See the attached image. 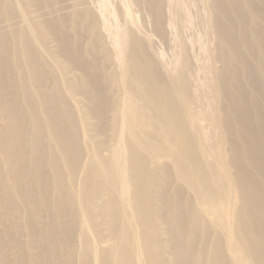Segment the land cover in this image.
<instances>
[{"label": "bare ground", "instance_id": "bare-ground-1", "mask_svg": "<svg viewBox=\"0 0 264 264\" xmlns=\"http://www.w3.org/2000/svg\"><path fill=\"white\" fill-rule=\"evenodd\" d=\"M248 1L241 0V6L252 16ZM11 2L0 0V7L10 11ZM57 2L41 7L43 10H38L34 18L32 15L35 38L31 37L27 27H17L18 15L0 21V222L10 215L13 198H20L29 205L46 206L47 178L56 188V215L72 214L75 198L69 197L67 204L71 208L65 209L64 203L59 202L64 166L72 180L81 178L80 199L89 219L95 221L94 209L99 216V210L104 206L107 212L103 219L111 239L117 234L121 239L123 229L118 228V222L125 217L112 196L115 193L108 192L105 187L108 184L104 186L102 177L105 175L102 176L96 167L95 156L103 164L120 161L119 150L115 151L113 144L120 139L122 125L131 210L142 231L141 242L147 263L162 264L165 260L163 250L168 248L170 260L180 259V264H195L199 254L209 262L213 259L212 264H225L227 256L219 239L210 247L203 246L197 255L193 253L201 237H207L210 230L217 229L210 228L202 213L185 199L184 189L174 184L178 180L171 176L167 165L155 169L149 166L145 141L151 138L147 131L151 124L165 134L172 146L182 182L199 200L202 199L209 211H214V194L199 163L193 135L180 117L172 93L162 92V81H159L155 64L149 57L143 64L130 58L133 61L128 63L125 84L131 108L128 107V116L123 119L122 109L114 98L118 89L113 80L114 73L108 67V51L103 45L102 52L97 48L92 50L94 42L102 44L95 13L87 7L85 0H74V11L65 15L63 8L57 9L60 4L55 6ZM133 2L135 4V0ZM160 2L149 0V4L156 6L153 13L157 10L153 16L154 29L163 35ZM233 3V0H212V11L220 46L235 54L233 42L236 36L228 30L232 26L227 21L228 9H235ZM46 34L55 39L59 57L64 61L63 67L57 66L64 78L65 90L56 75L59 73L51 70L58 67L48 65L47 59L48 64L39 56L41 47L49 53L41 43ZM88 35L93 39L88 46L82 47ZM100 53L106 58L105 65L98 62ZM46 54H43L44 58ZM232 58L233 55L229 57ZM49 66L54 67L50 69ZM250 81L248 86L253 90ZM226 86L227 96L235 84L227 83ZM223 127L230 135L229 162L235 171L241 201L236 216V239L251 264H264V93L257 102L247 94L243 107L224 118ZM134 137L139 139V144L134 143ZM87 140L91 147L89 161H86L88 153L81 148H86L84 141ZM106 153L112 156L104 158ZM100 202L103 203L101 206ZM163 235L171 237L170 244L163 241ZM117 248L118 264H133L121 240ZM103 253L100 263L109 264L106 262L107 251Z\"/></svg>", "mask_w": 264, "mask_h": 264}, {"label": "rangeland", "instance_id": "rangeland-1", "mask_svg": "<svg viewBox=\"0 0 264 264\" xmlns=\"http://www.w3.org/2000/svg\"><path fill=\"white\" fill-rule=\"evenodd\" d=\"M85 1L87 7L95 13L99 39L102 40V44L94 42L92 50L97 48V51L102 52L103 45L108 51V67L114 73L113 80L118 89L114 98L122 109L123 119L128 116V107L131 108L127 102L125 84L128 63L131 64L134 60L143 64V60L149 57L156 66L159 81H162V92L172 93L173 99L177 101L180 117L193 135L199 163L214 194V211H209L202 199L199 200L191 188L182 182L174 163L173 148L165 134L149 124L147 131L151 133V138L145 141L149 152V166L155 169L167 165L171 176L178 180L174 184L181 185L184 189L185 199L202 213L210 228L217 229L210 230L207 237H201L193 253L197 255L203 246L210 247L219 239L227 256L225 264H251L236 239V216L241 201L235 171L229 162L230 135L223 127V122L225 117L243 107L247 94L257 102L264 93V0L248 1L252 16L242 9L241 0H233L235 9H228L227 21L232 26L228 30L236 36L233 42L235 54L220 46L214 29L212 0H161L163 35L154 29L153 16L157 10L153 13L156 6L149 4V0H135V4L133 0ZM56 2V7L60 4L57 9L63 8L65 11L62 14H70L75 9L74 0H12L10 11L0 7V21L18 15L15 21L17 27H27L31 37L35 38L32 19L43 10L41 7H49L50 4L53 6ZM38 22V27L41 28L40 21ZM251 37L254 39L251 40ZM92 39V36H86L81 46H88ZM42 42L50 54L41 47L38 49L39 56L44 61L47 59L48 65L51 63L56 68L59 64L63 67L64 61L59 57L55 39L46 34ZM42 53H47V58ZM100 55L98 62L105 65L106 58L103 53ZM232 55L233 58L229 59ZM54 66L49 67L51 69ZM51 70L59 73L56 75L62 81V88L65 87L59 67ZM249 79L253 90L249 89ZM227 83H234L235 86L229 89L226 96ZM121 128L123 129L122 125L118 137L120 139L113 144L115 151L119 150L120 161L103 164L95 156L96 167L102 176L105 175V179L102 177L104 186L108 184L105 186L108 192L115 193L111 195L116 198L125 217L118 222V228L123 229L121 239L119 234L111 239V233L103 219L107 212L104 206L99 210V216L96 208L94 209L97 216L95 221L89 219L85 204L80 199L81 178L72 180L63 166L64 183L59 202L64 203L63 206L67 209L71 208L67 204L69 197L75 198L72 214L64 215L65 217L56 215V188L49 178L46 179V206H37V203L29 205L20 198H13L10 215L0 222V264H101L100 256L105 251L108 253L106 262L118 264L119 240L133 264H148L141 242L142 231L131 210V185L124 152L126 141ZM134 143L139 144V139L134 137ZM87 144L90 145L88 140L86 143L84 141L86 148H81L88 153L86 161H89L91 147ZM107 154L103 157L112 156ZM102 204L100 202L99 206ZM162 238L170 244L169 235H163ZM163 251L165 260L162 264H180V259L170 260L168 248ZM212 262L213 259L209 262L208 258L199 254L195 264Z\"/></svg>", "mask_w": 264, "mask_h": 264}]
</instances>
